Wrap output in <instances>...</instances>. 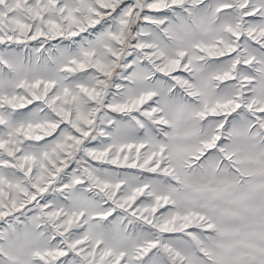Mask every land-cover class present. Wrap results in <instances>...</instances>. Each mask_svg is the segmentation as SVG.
Here are the masks:
<instances>
[{
    "label": "snow or ice",
    "instance_id": "1",
    "mask_svg": "<svg viewBox=\"0 0 264 264\" xmlns=\"http://www.w3.org/2000/svg\"><path fill=\"white\" fill-rule=\"evenodd\" d=\"M0 264H264V0H0Z\"/></svg>",
    "mask_w": 264,
    "mask_h": 264
}]
</instances>
